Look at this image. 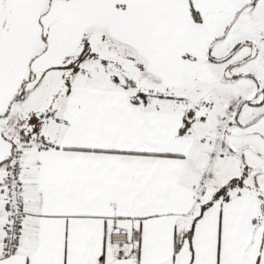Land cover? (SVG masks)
Segmentation results:
<instances>
[{
	"label": "snow or ice",
	"instance_id": "1",
	"mask_svg": "<svg viewBox=\"0 0 264 264\" xmlns=\"http://www.w3.org/2000/svg\"><path fill=\"white\" fill-rule=\"evenodd\" d=\"M0 264H264V0H0Z\"/></svg>",
	"mask_w": 264,
	"mask_h": 264
}]
</instances>
